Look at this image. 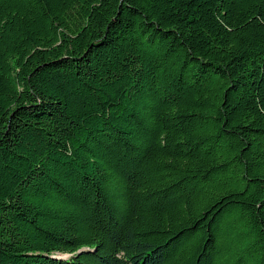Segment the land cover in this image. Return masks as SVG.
I'll return each mask as SVG.
<instances>
[{
	"label": "trees",
	"instance_id": "16d2710c",
	"mask_svg": "<svg viewBox=\"0 0 264 264\" xmlns=\"http://www.w3.org/2000/svg\"><path fill=\"white\" fill-rule=\"evenodd\" d=\"M0 264H264V0H0Z\"/></svg>",
	"mask_w": 264,
	"mask_h": 264
},
{
	"label": "rangeland",
	"instance_id": "374dc122",
	"mask_svg": "<svg viewBox=\"0 0 264 264\" xmlns=\"http://www.w3.org/2000/svg\"><path fill=\"white\" fill-rule=\"evenodd\" d=\"M61 256H66L65 254L61 255Z\"/></svg>",
	"mask_w": 264,
	"mask_h": 264
}]
</instances>
